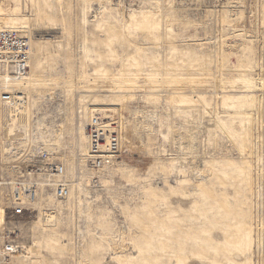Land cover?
<instances>
[{
	"label": "rangeland",
	"instance_id": "374dc122",
	"mask_svg": "<svg viewBox=\"0 0 264 264\" xmlns=\"http://www.w3.org/2000/svg\"><path fill=\"white\" fill-rule=\"evenodd\" d=\"M0 13L1 29L28 28L29 115L64 117L68 159L72 139L86 153L92 108L124 145L88 204L94 175L77 173L53 221L37 204L16 224L6 264H264V0H0ZM3 113L0 177L15 134Z\"/></svg>",
	"mask_w": 264,
	"mask_h": 264
},
{
	"label": "built area",
	"instance_id": "2783aa9c",
	"mask_svg": "<svg viewBox=\"0 0 264 264\" xmlns=\"http://www.w3.org/2000/svg\"><path fill=\"white\" fill-rule=\"evenodd\" d=\"M31 58V43L25 32L19 29L0 30V110L6 107L10 120L17 121L19 131L31 132L38 138L48 128L63 129L64 117L48 124L40 110L36 109L28 116L27 124H21L31 100L13 86L27 78ZM85 130L89 142L88 166L94 175L82 193L86 205L102 187V173L119 160L124 145L121 124L112 118L105 119L98 112L90 117ZM50 134L48 138H51ZM7 145L12 158L7 171L0 177V264H5L21 248L17 241L16 224L34 218L37 204L42 205V216L43 213H55L54 208L74 200L72 175L67 165L68 149H58L40 138L28 140L24 148L16 140H10ZM1 155L4 153L0 147V160ZM77 173L81 175V168ZM78 178L83 181L82 177ZM2 188L6 189L2 191ZM88 236L87 230L82 232L80 241L83 243ZM75 254L79 257L81 252Z\"/></svg>",
	"mask_w": 264,
	"mask_h": 264
},
{
	"label": "bare ground",
	"instance_id": "6f19581e",
	"mask_svg": "<svg viewBox=\"0 0 264 264\" xmlns=\"http://www.w3.org/2000/svg\"><path fill=\"white\" fill-rule=\"evenodd\" d=\"M3 14L0 13V24H1V19L3 18ZM18 28V27H17ZM17 28H6V29H17ZM0 30H4V29H1L0 27ZM19 30H22L23 32H25L26 34L29 33L28 31V28L27 29H19ZM32 54V52H31ZM30 74H31V65H30V72L27 76L26 79H24L23 81H19V82H16L14 84V88L27 94L31 100V105L30 107H28V109L26 110V113L24 115V117L22 118V121H21V124H24L26 125L27 124V119H28V116H29V113L31 111V108H32V99H31V96L29 95V93L27 92V90L24 88L25 87V84L29 81L30 79ZM107 110V109H106ZM105 109H99V108H92L90 110V114H95V112H98L100 114H103V111H106ZM95 111V112H94ZM102 111V112H101ZM4 112L3 114H5V117L6 116H9V112L7 110L6 107L2 108V110L0 111V113ZM92 114V115H93ZM92 117V116H91ZM105 117V116H104ZM12 118V117H11ZM6 119V118H5ZM13 119V118H12ZM107 119V118H106ZM109 120V119H107ZM5 122V121H4ZM11 122V124H10ZM9 126L11 125V131L13 132V130H15V134H13L12 136H10L11 138H9V141L12 139V140H16L19 142V144L24 148L26 147V143L28 142V140H31L32 138H35V139H41V140H46L50 145H54V146H57V148L59 149L60 147H63L66 145L64 140L66 139V135L64 133L65 131V128L63 127V129H55L56 127H53V128H48L47 131L43 130L42 133L39 135V137L37 138L36 135L33 136V134L31 132H27L25 131L24 133L22 131H19L18 128H16V125H17V121L15 119L13 120H10L9 118V122H8ZM86 126V125H85ZM7 127V126H6ZM5 127V128H6ZM10 130V129H9ZM81 133L84 134V130L85 128H81ZM86 132V130H85ZM50 134L51 138H48V134ZM8 134H9V131H8ZM8 136V135H7ZM87 136V134H86ZM73 151H72V157L70 156V158L68 159V162H67V165H68V169H69V173L72 175V177H70L72 179V186H73V189H74V178L76 177L75 174H77V168H81L82 170V174L83 172H91L89 170V166H88V155H89V142H88V136H87V143H86V153H83L82 151V148L80 147V145H77L75 140H73ZM15 148V147H14ZM6 156H7V160H11L12 158V153L10 151V146L9 148L6 150ZM10 174L13 173V170L11 172H9ZM6 185H10L8 183H6ZM6 188H2V191H4ZM43 219H48V221H53L54 219V216L53 214H50V213H43L42 215ZM7 221H5L4 223H6ZM18 225L21 224L20 222L17 223ZM17 253V252H16ZM16 255V254H14ZM14 255L11 256L10 259H12L14 257ZM9 259V260H10ZM7 260L6 263L9 261ZM39 261L38 260H34L33 263L36 264L38 263ZM5 263V264H6Z\"/></svg>",
	"mask_w": 264,
	"mask_h": 264
}]
</instances>
